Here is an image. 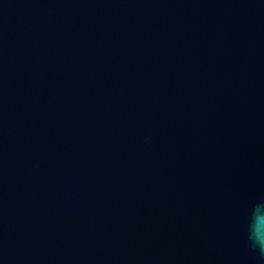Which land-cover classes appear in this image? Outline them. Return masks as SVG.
Returning <instances> with one entry per match:
<instances>
[{
    "label": "water",
    "instance_id": "water-1",
    "mask_svg": "<svg viewBox=\"0 0 264 264\" xmlns=\"http://www.w3.org/2000/svg\"><path fill=\"white\" fill-rule=\"evenodd\" d=\"M0 264H264V0H0Z\"/></svg>",
    "mask_w": 264,
    "mask_h": 264
}]
</instances>
